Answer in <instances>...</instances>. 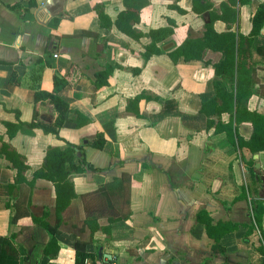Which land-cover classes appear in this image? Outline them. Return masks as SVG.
Masks as SVG:
<instances>
[{
  "label": "crops",
  "instance_id": "obj_1",
  "mask_svg": "<svg viewBox=\"0 0 264 264\" xmlns=\"http://www.w3.org/2000/svg\"><path fill=\"white\" fill-rule=\"evenodd\" d=\"M207 3L220 15L223 4L235 11L214 22L218 33L247 35L264 0ZM125 9L138 12L133 28L140 39L116 26ZM99 12L111 25L102 23ZM206 13L195 12L193 0H0V264H75L78 240L91 255L86 264H263V212L261 228L247 233L254 200L264 206V150L241 144L254 132L251 121L230 122L224 112L211 116L214 125L208 127L202 111L217 98L215 82L230 93L237 92V79L217 73L221 51L208 49L191 61L171 57L191 36L204 34ZM165 27L172 34L147 59L149 33ZM251 60L254 67L243 69L252 75L251 96L243 103L264 115V28L253 41ZM108 66L109 83L97 87V73ZM56 75L67 81L60 93L71 111L59 136L30 125L35 110L39 120L54 122L52 105L36 102L35 94L53 91ZM77 112L90 123L77 126ZM14 124L19 127L9 129ZM100 132L106 139L102 149L93 145ZM69 143L82 147L74 154L76 165L85 156L101 170L85 166L71 174L77 196L58 223L55 183L36 173L45 170L50 148ZM12 152L26 165L21 181ZM125 172L132 176L131 192L121 199H130V214L110 222L109 212L96 210L100 228L92 234L86 207L102 198L84 196ZM201 212L214 224L237 228L217 246L199 221ZM50 228L57 229L56 256L45 252Z\"/></svg>",
  "mask_w": 264,
  "mask_h": 264
},
{
  "label": "trees",
  "instance_id": "obj_2",
  "mask_svg": "<svg viewBox=\"0 0 264 264\" xmlns=\"http://www.w3.org/2000/svg\"><path fill=\"white\" fill-rule=\"evenodd\" d=\"M212 5L207 3V0H193V9L195 12L204 14L207 11L210 12V21L205 24L206 31L202 36L190 37L182 46L178 47L174 52L171 53V57L175 62H177L181 57L185 61L202 59L203 54L208 49L215 51H221L223 58L219 64L216 66L217 73L228 72L232 79H237L238 88L237 92L233 91L228 93L225 89L224 84L220 82H215L217 88V98L209 103H204L202 111L207 115L208 127L214 125L211 116H221L224 112H229L231 120L230 122L237 121L238 123L242 120H248L253 123L254 132L248 141H242V145L248 146L252 152H259L264 150V115L248 110L243 103V100H247L250 96V90L247 87L252 79V75L245 74L243 69H249L254 67V63L251 60L252 56V45L254 39L261 35L262 29L264 28V3H261L258 7L256 13L253 15L251 22L252 27L249 34H241L236 31H228L225 33H218L214 28V22L218 19L228 20L226 15L235 16V11L229 8V6L223 4V15L217 14L212 10ZM184 12V10H182ZM136 11L132 9H125L121 11L115 21L116 26L123 32L131 35L134 38L140 39L142 34L134 31L133 24L139 20L137 18ZM100 20L103 24L111 25L110 18L104 12H99ZM227 22V21H226ZM172 30L169 28H161L157 30H152L149 36L152 38L151 44L147 47L146 58L148 59L153 54H159L161 50L157 47L158 42L164 41L170 34ZM113 72V68L108 66L106 69L97 73L95 78V85L97 87L105 86L109 83L110 74ZM237 72V75H235ZM16 76L12 75L11 79ZM55 88L53 91H37L35 94L36 102L48 101L52 105V111L55 115V120L53 123H45L38 119V110H35V119L30 123L32 127L42 128L46 133H53L59 136L61 127L64 125L66 118L69 114L70 108L69 104L63 99L61 95V90L67 84V81L58 75L54 78ZM242 85V87L240 86ZM140 97H136L130 104L135 105L138 103ZM220 99L221 104L217 101ZM74 112V111H73ZM77 117L74 121L77 126L81 127L85 124H89L90 120L77 112ZM231 126V124H230ZM19 127L18 124L9 125V129ZM229 131V130H228ZM233 132V130H231ZM230 132V131H229ZM228 132V133H229ZM106 144V139L103 133H98L97 138L93 141V145L97 148H104ZM8 149V146L6 145ZM5 148V149H6ZM78 149H82L81 146L69 143L68 147L65 149L52 147L47 152V165L45 170L36 173V177H42L49 179L55 183L57 203H56V214L58 218V223L62 222L63 211L71 204L73 198L77 196L75 191V186L73 181L70 179L71 174L75 172H82L84 167H89L93 170L100 171L101 169L94 167L90 164L85 156L82 157L80 165L74 163V154ZM12 156L9 158L13 161L14 166L18 169V179L21 181L24 179L23 171L26 169L25 162L21 159L22 157L15 152H12ZM15 155V157L13 156ZM132 183V176L128 172L123 173V175L117 179L107 182L101 185L96 191L91 194L85 195L84 197L88 199L91 197L92 201L95 199L102 198L98 203V206L90 205L86 207V213L88 218L86 220L87 225L91 229L92 234L100 228L98 224V219L95 214L96 210H102L103 212H109V221L113 222L119 218L128 217L129 211L126 212L125 208L129 206L130 199H122L124 196L130 194ZM112 201H110L111 197ZM117 196L121 199L120 202L117 200ZM85 199V202L87 201ZM256 207L253 205L254 218L252 224L249 226L247 236H250L254 230L261 228L260 213H264L263 202L258 199L254 200ZM261 209V211H260ZM122 210L121 215L116 213ZM255 220V221H254ZM199 221L203 222L208 230L209 236L216 241V245L219 246L221 237L228 232L235 230L237 225L228 222H218L213 223V220L209 217L203 216L202 212L199 213ZM257 224H256V223ZM50 227V226H49ZM53 229V228H50ZM53 235L50 239L49 245L45 252L52 256H56L60 251V246L58 245L57 239L54 234L57 229H53ZM260 247L261 251L264 253V247ZM222 250V248H221ZM91 255L86 250V242L77 241L76 245V260L75 264H86L87 258ZM110 262V261H108ZM264 264V262H263Z\"/></svg>",
  "mask_w": 264,
  "mask_h": 264
},
{
  "label": "water",
  "instance_id": "obj_3",
  "mask_svg": "<svg viewBox=\"0 0 264 264\" xmlns=\"http://www.w3.org/2000/svg\"><path fill=\"white\" fill-rule=\"evenodd\" d=\"M205 17H209V13H206L205 14ZM208 19V22L210 21V19L209 18H207ZM47 117H44V119H46ZM256 168L257 169H260V164L259 163H257L256 164ZM258 174L260 175V176H262V174H261V172L260 171H258ZM262 179L264 180V177H262ZM263 194V193H262ZM105 257L107 256L106 254L104 255Z\"/></svg>",
  "mask_w": 264,
  "mask_h": 264
},
{
  "label": "built area",
  "instance_id": "obj_4",
  "mask_svg": "<svg viewBox=\"0 0 264 264\" xmlns=\"http://www.w3.org/2000/svg\"><path fill=\"white\" fill-rule=\"evenodd\" d=\"M105 264H115V263L107 262V263H105Z\"/></svg>",
  "mask_w": 264,
  "mask_h": 264
}]
</instances>
